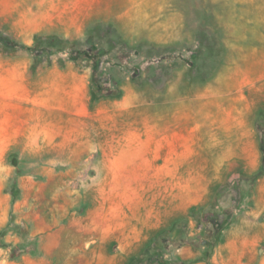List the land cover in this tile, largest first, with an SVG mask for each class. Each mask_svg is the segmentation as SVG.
Returning a JSON list of instances; mask_svg holds the SVG:
<instances>
[{"label": "rangeland", "instance_id": "374dc122", "mask_svg": "<svg viewBox=\"0 0 264 264\" xmlns=\"http://www.w3.org/2000/svg\"><path fill=\"white\" fill-rule=\"evenodd\" d=\"M0 36V264H235L263 234L264 0H0Z\"/></svg>", "mask_w": 264, "mask_h": 264}, {"label": "crops", "instance_id": "0c3cea01", "mask_svg": "<svg viewBox=\"0 0 264 264\" xmlns=\"http://www.w3.org/2000/svg\"><path fill=\"white\" fill-rule=\"evenodd\" d=\"M260 194L263 196L264 198V189L260 190L259 189ZM263 206L264 207V199H263V203L261 205H259L258 207H256L255 210H252L249 212V214H254L258 212V210L260 209V207ZM262 207V208H263ZM258 208V210H257ZM261 226V231L263 232V234L261 235L264 238V220L263 222L260 224ZM230 234H232V236L234 237H227V241L224 242V246L227 247L229 249V251L235 250V252H230L229 254L234 253L235 256L230 255L226 261L231 262V259L234 260L235 264H247V261L243 260V257L245 255L248 254H252L255 253V244L257 241V237H261L260 235H258L257 233H253L251 232H246L244 229H242V227H236L233 230L230 231ZM235 238V239H234ZM213 259H215V261H217L215 258V256H213ZM222 262H224L223 259H221ZM264 262V257H263V261ZM195 264H205L203 262H197Z\"/></svg>", "mask_w": 264, "mask_h": 264}, {"label": "trees", "instance_id": "16d2710c", "mask_svg": "<svg viewBox=\"0 0 264 264\" xmlns=\"http://www.w3.org/2000/svg\"><path fill=\"white\" fill-rule=\"evenodd\" d=\"M0 39H2L8 46H11L13 47L14 43L10 44L11 43V38L8 37V36H0ZM52 40H49V41H53V38H51ZM58 39V38H56ZM58 41L61 43V40L58 39Z\"/></svg>", "mask_w": 264, "mask_h": 264}]
</instances>
